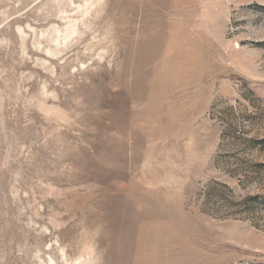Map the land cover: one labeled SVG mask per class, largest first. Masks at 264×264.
<instances>
[{
	"label": "rangeland",
	"instance_id": "1",
	"mask_svg": "<svg viewBox=\"0 0 264 264\" xmlns=\"http://www.w3.org/2000/svg\"><path fill=\"white\" fill-rule=\"evenodd\" d=\"M0 264H264V0H0Z\"/></svg>",
	"mask_w": 264,
	"mask_h": 264
}]
</instances>
